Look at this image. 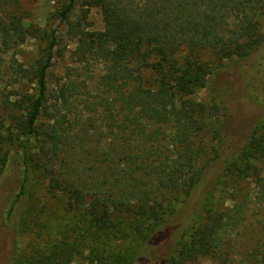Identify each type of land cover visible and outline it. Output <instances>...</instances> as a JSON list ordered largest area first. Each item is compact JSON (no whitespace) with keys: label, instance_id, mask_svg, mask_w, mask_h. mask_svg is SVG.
Listing matches in <instances>:
<instances>
[{"label":"trees","instance_id":"1","mask_svg":"<svg viewBox=\"0 0 264 264\" xmlns=\"http://www.w3.org/2000/svg\"><path fill=\"white\" fill-rule=\"evenodd\" d=\"M23 2L0 0L8 50L29 36ZM59 2L78 60L103 63L104 96L89 102L69 83L50 91L55 35L35 69L12 58L14 90L0 96V189L22 166L26 176L6 214L0 206V264H71L84 250L93 264H226L252 200L264 199V108L244 70L264 63V0ZM93 8L103 31L89 30ZM206 89L211 102L194 99ZM39 183L75 213L66 237L46 240L53 203L36 196ZM195 196L187 226L165 231ZM248 264H264V239Z\"/></svg>","mask_w":264,"mask_h":264},{"label":"rangeland","instance_id":"2","mask_svg":"<svg viewBox=\"0 0 264 264\" xmlns=\"http://www.w3.org/2000/svg\"><path fill=\"white\" fill-rule=\"evenodd\" d=\"M59 1L60 0H24L22 10L25 17V28L28 29L29 36L20 42L19 46L15 49L8 50L0 44V96L9 94L14 90L12 86L8 85L10 80L7 71V67L9 63L12 62V58L15 57L14 60L17 59L29 70L31 68L35 69L39 62L43 63L49 59L50 41L53 35L56 36L57 45L53 49L50 68L48 70L47 81L50 91H56L64 83H69L76 87H81L79 92L84 94V98H87L89 102L96 101L99 99V96H104L100 87L101 77L104 74L103 63L95 59H90L87 62L78 60L76 55L78 46L77 40L68 35L66 25L61 23L59 18V12L61 10ZM88 23L90 25V31H103L104 22L100 9L93 8L89 12ZM261 57L262 55L256 57L253 62H260ZM258 64L259 65L251 72H249L251 63L250 65L247 64L244 70L247 71L246 80L253 84L252 90L260 96L259 101L264 108V63ZM28 86L29 88L34 87V84ZM212 98L211 91L207 89L198 91L194 96L195 100L202 103H209L212 101ZM84 105L85 103L82 102V106ZM211 171L216 172V174L218 172L216 168H213ZM213 172H211V174H213ZM25 176V169L22 166L14 181H5L2 189H0V206L4 214L8 211V203H5V200H9L16 194L21 182L25 180ZM47 190L48 187L46 184L39 183L35 187V194L37 197L42 201L43 197H46L53 203L47 205L46 211L44 212L45 214H43L44 219L47 220L50 226V231L46 233V240H54L56 237L61 239L62 236L66 237L65 234L67 231L65 230H69L73 226L75 213L73 211L70 212L65 203L55 201L54 195L48 194ZM199 201L200 197L195 196L186 205H181L182 209H180L178 215L169 223L165 231L177 227L176 232L179 234L192 218L191 215L196 209ZM5 206H7V208ZM252 206L249 222L246 227H244L245 229L242 228L238 235L231 238V245L233 246V244H235V251L233 253V248L229 251V259L226 264H248L250 252L264 239V231L262 228V221L264 220V199H253ZM178 208H180V206ZM65 211L68 213H65ZM6 233L8 235L6 228L0 223V244L6 243ZM23 238L24 239L20 241L21 249L29 251L28 246L32 243L33 239L31 236H25ZM171 240L168 242L169 244ZM114 246V251L116 253L124 249V245L118 242H115ZM43 248L44 253L52 249L49 244H45ZM85 248L87 247L85 246ZM71 264H93V258L88 251L84 250L73 257ZM193 264H216V261L203 259Z\"/></svg>","mask_w":264,"mask_h":264}]
</instances>
